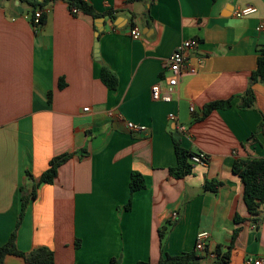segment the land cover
<instances>
[{"label": "crops", "instance_id": "1", "mask_svg": "<svg viewBox=\"0 0 264 264\" xmlns=\"http://www.w3.org/2000/svg\"><path fill=\"white\" fill-rule=\"evenodd\" d=\"M66 2L48 5L34 28L26 4L0 0V247L15 229L20 189L37 185L53 158L76 153L52 185L36 187L17 232L22 253L49 249L55 264H156L158 229L171 222L170 256L193 252L199 233L209 251L227 248L238 229L230 264H264V206L254 222L232 171L247 152L264 159V132L249 143L264 123V85L253 87L252 109H239L238 98L264 46V0H86L96 19L72 15ZM247 7L256 12L233 16ZM189 40L197 46L172 101H152V86L169 76L166 60ZM102 68L115 90L102 84ZM230 98V109L202 118L206 104ZM127 123L145 130L130 133ZM174 140L208 165L172 178ZM132 173L145 188L131 195ZM206 183L221 186L212 192Z\"/></svg>", "mask_w": 264, "mask_h": 264}, {"label": "trees", "instance_id": "2", "mask_svg": "<svg viewBox=\"0 0 264 264\" xmlns=\"http://www.w3.org/2000/svg\"><path fill=\"white\" fill-rule=\"evenodd\" d=\"M21 3L26 4L32 11L33 17L36 11L44 10L48 5L58 0H19ZM64 1V0H62ZM67 8L71 12L72 9H78L79 13L89 16L93 19L100 17L93 8L87 5L82 0H66ZM140 0H128V3L138 2ZM45 16L42 15L39 22L40 25L44 24ZM100 80L102 84L109 90H115L117 87L116 77L108 71L106 68H102L100 72ZM256 84L264 85V46L258 51L256 59V67L251 72L248 78V85L244 93L238 98L241 100L239 109L248 110L254 107V92L253 87ZM58 87L63 88L61 82ZM50 96V95H48ZM233 98L224 101H215L206 104L202 109V118L207 117L217 110H228L232 106ZM264 132V123H261L256 133L251 137L249 143L256 142L257 134ZM174 152L176 157V166L169 169V174L172 178L179 180L192 174L195 168L191 164V157L194 153H189L181 148L179 142L174 140ZM84 152V151H82ZM83 154V153H82ZM76 153L64 154L53 158L49 164L47 170L40 177L38 184L33 186L30 191L24 188L20 189V210L17 216V221L14 231L11 233L8 241L0 247V264H4V260L7 257H16L21 259L26 264H55L54 254L51 250L46 248H39L31 251L30 253H22L16 246L17 232L21 225L24 214L30 204L36 198V187L40 184L52 185L57 177L59 168L73 158ZM232 171L236 174L243 185V201L250 217L254 222H257V215L259 214L262 206H264V159L253 158L250 152H247L245 159L236 160L233 163ZM221 186L220 183H206L204 190L217 192ZM145 188V182L143 177L138 173H132L129 190L132 195L135 192L143 190ZM131 201L125 206V210H130ZM242 221L239 217H235L234 222L239 224ZM174 223L169 222L168 225L158 229V239L160 248V259L156 264H207V261H211L210 264H230V254L233 246V242L238 235L239 230L235 229L232 234V241L227 248L217 247L213 250L215 254L214 259L208 258V248L206 247L203 254L197 253L195 250L190 253H185L179 256H170L163 252L164 241L169 234ZM110 264H118L116 260H111ZM136 264H150L149 262H137Z\"/></svg>", "mask_w": 264, "mask_h": 264}, {"label": "built area", "instance_id": "3", "mask_svg": "<svg viewBox=\"0 0 264 264\" xmlns=\"http://www.w3.org/2000/svg\"><path fill=\"white\" fill-rule=\"evenodd\" d=\"M85 2L86 0H82ZM256 12V10L252 7H247L244 9H239L235 10L233 12V16L235 18H245L253 15ZM72 15H76L79 13L78 9H72L71 11ZM43 14V10H38L35 12L33 20H32V25L34 28H38L40 26V18ZM264 29V25L258 27V31ZM130 37L132 40H138L141 37V34L137 28H132L130 30ZM197 46V43L193 40L189 41H184L179 45L173 52L172 54L168 57L164 64V71L169 74L168 77L160 79L158 84H155L151 88V99L154 102H164V103H170L172 101V95L175 92V88L178 84V78L185 70L186 68V63H187V57L188 54L195 49ZM193 112V110H190ZM120 118V117H119ZM169 120L172 122L176 121V117L173 115L169 116ZM126 128L130 133H135V132H141L145 130L143 127H137L134 126L130 123L126 124ZM180 132H184L185 129L182 126L178 127ZM209 158L207 155L204 153H194V155L191 157V164L194 167L200 166V167H205L208 165ZM177 214L173 213L171 215V220H176ZM208 239V234L207 233H199L196 236V241L194 245V250L197 253L203 254L206 245L205 242ZM215 254L213 251L208 252V258L209 259H214ZM250 264H262L261 261H254V262H249Z\"/></svg>", "mask_w": 264, "mask_h": 264}, {"label": "water", "instance_id": "4", "mask_svg": "<svg viewBox=\"0 0 264 264\" xmlns=\"http://www.w3.org/2000/svg\"><path fill=\"white\" fill-rule=\"evenodd\" d=\"M211 263V261H207V264H210Z\"/></svg>", "mask_w": 264, "mask_h": 264}]
</instances>
